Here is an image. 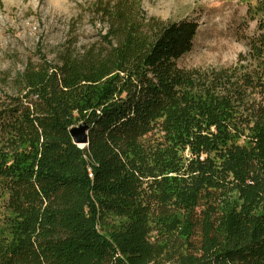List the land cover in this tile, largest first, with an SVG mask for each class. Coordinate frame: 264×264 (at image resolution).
I'll use <instances>...</instances> for the list:
<instances>
[{
    "label": "trees",
    "instance_id": "obj_1",
    "mask_svg": "<svg viewBox=\"0 0 264 264\" xmlns=\"http://www.w3.org/2000/svg\"><path fill=\"white\" fill-rule=\"evenodd\" d=\"M87 10L98 38L0 100V264H264L263 2L247 54L210 69L177 64L193 19Z\"/></svg>",
    "mask_w": 264,
    "mask_h": 264
},
{
    "label": "rangeland",
    "instance_id": "obj_2",
    "mask_svg": "<svg viewBox=\"0 0 264 264\" xmlns=\"http://www.w3.org/2000/svg\"><path fill=\"white\" fill-rule=\"evenodd\" d=\"M93 1L0 0L1 101L17 94V82L22 83L28 67L54 62L66 41L77 40L79 46L98 38L102 27L87 12ZM249 3L255 0H141L148 15L197 22L193 46L177 64L201 69L229 66L239 53L247 54L243 34L255 33L258 23L249 14Z\"/></svg>",
    "mask_w": 264,
    "mask_h": 264
},
{
    "label": "water",
    "instance_id": "obj_3",
    "mask_svg": "<svg viewBox=\"0 0 264 264\" xmlns=\"http://www.w3.org/2000/svg\"><path fill=\"white\" fill-rule=\"evenodd\" d=\"M87 131L88 124L85 122L80 123L78 126L72 127L70 129V134L72 136L73 142L80 147L86 146L88 144Z\"/></svg>",
    "mask_w": 264,
    "mask_h": 264
}]
</instances>
